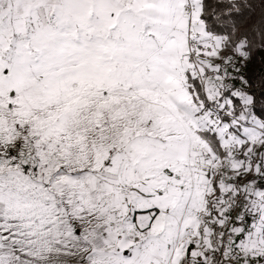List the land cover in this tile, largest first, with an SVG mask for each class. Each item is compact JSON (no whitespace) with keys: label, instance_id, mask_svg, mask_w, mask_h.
Masks as SVG:
<instances>
[{"label":"snow or ice","instance_id":"6c2138e0","mask_svg":"<svg viewBox=\"0 0 264 264\" xmlns=\"http://www.w3.org/2000/svg\"><path fill=\"white\" fill-rule=\"evenodd\" d=\"M0 264H264V0H0Z\"/></svg>","mask_w":264,"mask_h":264}]
</instances>
